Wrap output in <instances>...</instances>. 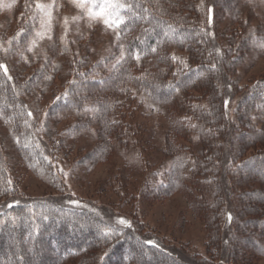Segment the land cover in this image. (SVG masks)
Wrapping results in <instances>:
<instances>
[{
    "label": "trees",
    "instance_id": "16d2710c",
    "mask_svg": "<svg viewBox=\"0 0 264 264\" xmlns=\"http://www.w3.org/2000/svg\"><path fill=\"white\" fill-rule=\"evenodd\" d=\"M173 1L176 4L167 0H121L132 6L121 13L126 21L120 25L119 42L125 58L116 71L99 80L93 75L92 65L71 73L75 83H66L69 89L59 95L61 99L55 101L48 118L59 122L67 113L94 108L100 119V142L108 143L112 151L115 147L135 151L134 159L140 161L143 150L135 149L140 144L136 139L139 131L133 134L122 119L113 117V102L121 93L128 95L133 90L147 97L152 106L165 109L170 136L190 143L191 138H196L197 152L193 155L188 147L167 140L165 155L171 163L162 173L164 181L153 190L154 198L161 193L166 197L182 196L205 224L209 257L197 262L264 264V123L260 128L252 123L258 108H264V80L248 94L242 93L241 113L232 121L229 107L238 88L231 67L239 60L237 56H225L219 42L223 33L217 30V16L221 10L229 11V0H212L204 23L197 14L199 0L197 5L196 0ZM144 8L148 9L147 13L143 12ZM31 12L32 17L38 16L37 10ZM133 12L146 15L147 22H138ZM35 28L36 23L31 22L19 30L21 42L32 37ZM253 39L252 36L247 39L249 47ZM152 47L156 52L151 51ZM172 48L185 51L186 60L175 62ZM137 52L139 61L134 58ZM0 63L8 69L7 74L0 69V121L7 128L12 149L27 168L54 180L49 149L39 134L34 133L35 114L24 99L25 91L38 86L43 89V81L50 80L47 65L23 82L21 74H12V65L1 49ZM192 92L200 96L197 98ZM72 134L57 131L52 144L60 150H72ZM253 147L257 152L246 158L245 154ZM105 150L107 158L109 150ZM1 163L0 189L5 190ZM238 163L239 174L233 176L237 179L229 183L224 173ZM250 167L253 170L249 171ZM10 205L0 211V248L7 247V242L15 236L18 238L8 248L9 258L3 264H30L38 258L44 260L43 264H65V261L66 264H152L161 258L168 259L167 264H188L156 240L145 238L140 223L133 222L131 227L114 223L110 215L82 203L77 205L68 197ZM24 236L31 240V250L23 245ZM29 251L40 254L33 258ZM3 254L1 251L0 264Z\"/></svg>",
    "mask_w": 264,
    "mask_h": 264
},
{
    "label": "rangeland",
    "instance_id": "374dc122",
    "mask_svg": "<svg viewBox=\"0 0 264 264\" xmlns=\"http://www.w3.org/2000/svg\"><path fill=\"white\" fill-rule=\"evenodd\" d=\"M167 1L176 4L173 0ZM36 2L37 0H0V42H3L2 47L7 49L6 53L2 49L1 51L12 65V74L16 76L18 73L21 74L23 82L26 79L30 80L46 65V70L50 72L48 76L51 79L43 81V89L41 86L33 90L27 88L32 92L25 91L24 99L35 114L33 121L35 130L32 128L31 130L39 134V139L49 149L55 179H48L47 175L27 168L17 158L7 128L3 127L0 121V161L6 177L3 184L6 189H0L2 190L0 211L12 203L68 197L77 205L82 203L110 215L114 223H119L121 218L130 224L140 223L144 227L145 238L156 240L159 245L172 251L179 260L188 264H201L197 259L209 257V236L205 224L182 196L166 197L164 193L158 194L157 198L153 196V190L165 179L162 174L164 169L171 163L165 155L167 140L188 147L190 153L194 155L197 152V139L191 138L190 143L185 139L170 136L166 110L152 106L147 97L133 90L128 95L121 93L117 101L113 102L111 109L113 117L122 119L133 134L139 131L136 139H139L140 144L135 149L143 150L140 161L134 159L135 151H124L119 147L112 151L109 150L108 143L100 142L98 136L100 119L95 112L96 109L67 113L59 122L49 119V112L55 104L56 97L69 89L66 83H75L71 73L92 65L95 67L93 75L99 80L116 71L125 54L123 52V59H120L121 42L120 39L117 40L116 33L106 28L102 21H95L89 27L87 16L69 0H55L50 33L52 38L48 39L47 35L44 38L37 37L36 33L43 30L40 25L43 14L34 7ZM38 2L48 5L52 4L53 0ZM211 2L212 0L198 1L197 14L202 23L205 22L207 6ZM228 2L229 11L221 10L217 16V30L220 34L223 33L219 36V42L223 45L225 56H237L239 60L233 68L231 67V71L236 74L235 85L238 88L229 107L230 118L235 121L241 113L239 106L242 93L248 94L253 86L264 80V47H261L264 44V0ZM96 3L102 5L104 0H96ZM195 4L197 5V0ZM35 10L38 11L39 17L36 15L32 17L31 11ZM93 11H99V8H94ZM77 16L81 19L73 21L72 18ZM31 17L33 20L31 22L34 25L36 23L35 33L21 42L19 30L31 23L29 21ZM65 17L69 19L67 35L63 25ZM135 18L138 22L142 20ZM255 33L260 37L257 38ZM251 36L254 39L249 47L247 39ZM33 40L36 41L35 46L32 45ZM65 40L68 42L67 49ZM30 47L32 51L28 50ZM171 53L176 58L175 62L179 59L186 60L188 56L185 51L175 48L171 49ZM97 84L100 88L102 83ZM191 95L197 98L200 96L196 92H192ZM252 117L253 125L260 128L264 123V108L259 107ZM57 131L62 134L69 131L73 133L72 150L55 148L52 140L57 139L54 135ZM107 148L109 152L106 158ZM255 152L257 148H250L245 154L246 158H251ZM239 166V163L231 165L224 173L229 183L237 179L234 177L239 174ZM248 170L253 169L250 167ZM222 232L224 235V226ZM17 238L18 236H15L7 242V247L0 248V252L4 253L2 264L9 258L8 248L16 243ZM30 241L29 237H23V245L27 248L31 245ZM46 252L52 254L49 250ZM29 253L35 257V252ZM31 261L30 264H36L41 260L38 258ZM73 261H76L75 257ZM167 262L168 259L161 258L154 260L152 264ZM43 263L44 260L41 261V264Z\"/></svg>",
    "mask_w": 264,
    "mask_h": 264
},
{
    "label": "snow or ice",
    "instance_id": "6c2138e0",
    "mask_svg": "<svg viewBox=\"0 0 264 264\" xmlns=\"http://www.w3.org/2000/svg\"><path fill=\"white\" fill-rule=\"evenodd\" d=\"M69 2L72 3L75 7L81 9V11L87 16L88 21H89V27H91L92 23L95 21H102L106 28L111 29L114 33H116L117 40L120 39V32H121L120 25L125 24V21H126L125 16L121 14L122 10L127 11L131 9L132 7L131 5L121 2V0H104V3L102 5H97L96 0H69ZM55 6H56L55 0H53L52 4H48V5L41 4L38 2V0L34 4V7L43 14V17L41 18V21H40V25L43 30L36 33L37 37L44 38L45 35H47L48 39L52 38L50 35L51 30H52V20H53L52 8ZM97 7L99 8V11H93V9ZM143 12L147 13L148 9L144 8ZM132 15H135L137 19H142L145 22H147L148 20V17L146 15L141 16L135 12H133ZM72 19L73 21H76V20L81 19V17L77 16V17H73ZM63 25L65 29V35H67V31L69 27V19L67 17L64 18ZM145 31L147 32L149 31V29H145ZM165 34L167 35L168 33L166 32ZM9 43H11V41H9ZM64 43H65V48L67 49V44H68L67 40H65ZM35 44H36V41L33 40L32 45L35 46ZM261 47H264V44H262ZM0 49H2L5 53L7 52V49L3 48L2 46H0ZM28 50L32 51V47H30ZM151 51L156 52V48L152 47ZM134 58L137 59V61H139L140 53L139 52L135 53ZM120 59H123V46H121ZM120 59L117 60V63L120 62ZM173 59L175 60L176 58L173 57ZM181 63H184V62L181 61ZM185 66L187 65L185 64ZM0 69H2L5 74H7L8 69L5 64L0 63ZM48 79H51V77H48ZM60 99L61 97H56L57 101H59ZM228 103L229 101L226 100L225 101L226 110H227ZM85 111H94V109H85ZM28 115L32 116V113L29 112ZM65 175L67 174L65 173ZM9 206L11 207V205ZM231 219L232 217L229 214L228 216L229 222L231 221ZM119 223L121 225H126L127 227H131V224L123 218L119 220ZM149 243H154V242L149 241Z\"/></svg>",
    "mask_w": 264,
    "mask_h": 264
}]
</instances>
